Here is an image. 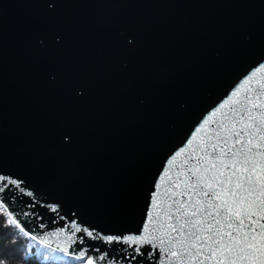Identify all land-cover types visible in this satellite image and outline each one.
Listing matches in <instances>:
<instances>
[{"label": "water", "instance_id": "obj_1", "mask_svg": "<svg viewBox=\"0 0 264 264\" xmlns=\"http://www.w3.org/2000/svg\"><path fill=\"white\" fill-rule=\"evenodd\" d=\"M260 64L264 0H0V175L24 189L0 203L61 254L128 264L72 225L139 234L168 161ZM148 251L132 264L165 260Z\"/></svg>", "mask_w": 264, "mask_h": 264}, {"label": "snow or ice", "instance_id": "obj_2", "mask_svg": "<svg viewBox=\"0 0 264 264\" xmlns=\"http://www.w3.org/2000/svg\"><path fill=\"white\" fill-rule=\"evenodd\" d=\"M217 114L221 116L218 121L214 120ZM209 123L216 125L210 133L206 130ZM185 154L173 177L172 167ZM193 158L195 163H190ZM10 185L24 191L16 179L0 175V193ZM155 187L147 223L139 234L94 237L92 231L73 224V235L83 231L109 245L126 246L121 251L128 264L138 256L152 257L148 248L165 254L159 264H264V64L195 129L187 146L168 161ZM0 213L6 215L7 225L28 235L3 203ZM40 243L48 244V238ZM58 247L68 252L63 245ZM85 256L80 251L77 258ZM86 264L96 262L89 256Z\"/></svg>", "mask_w": 264, "mask_h": 264}, {"label": "trees", "instance_id": "obj_3", "mask_svg": "<svg viewBox=\"0 0 264 264\" xmlns=\"http://www.w3.org/2000/svg\"><path fill=\"white\" fill-rule=\"evenodd\" d=\"M28 238L14 225H7L6 215L0 213V260L5 264H75L74 260L62 263L49 259L43 262L35 256L25 257Z\"/></svg>", "mask_w": 264, "mask_h": 264}, {"label": "rangeland", "instance_id": "obj_4", "mask_svg": "<svg viewBox=\"0 0 264 264\" xmlns=\"http://www.w3.org/2000/svg\"><path fill=\"white\" fill-rule=\"evenodd\" d=\"M43 255V256H42ZM29 256H35L36 258L40 259V260H45L47 258H50L48 255H46L45 253H42L39 250V244L35 245L34 243H32V240L30 238H28V244L25 248V257H29ZM52 260H59L58 257L56 256H52ZM71 260H74L75 264H86L87 259H73V258H65V259H60L59 261H61L62 263L64 262H70Z\"/></svg>", "mask_w": 264, "mask_h": 264}, {"label": "bare ground", "instance_id": "obj_5", "mask_svg": "<svg viewBox=\"0 0 264 264\" xmlns=\"http://www.w3.org/2000/svg\"><path fill=\"white\" fill-rule=\"evenodd\" d=\"M31 240H32V243H34L35 245L39 244V250L42 252V253H45L46 255H48L50 258H47L45 259L46 261L49 260V259H53L52 256H56L58 257V259H65V258H71L70 256H66L64 254H61L55 250H53L52 248L50 247H47L43 244H41L40 242L32 239L31 237H29ZM43 256V255H42Z\"/></svg>", "mask_w": 264, "mask_h": 264}, {"label": "clouds", "instance_id": "obj_6", "mask_svg": "<svg viewBox=\"0 0 264 264\" xmlns=\"http://www.w3.org/2000/svg\"><path fill=\"white\" fill-rule=\"evenodd\" d=\"M28 237V236H27ZM72 258V257H71ZM75 259H77V258H75ZM41 261H43V262H45L46 260H41ZM56 261H59V260H56Z\"/></svg>", "mask_w": 264, "mask_h": 264}]
</instances>
